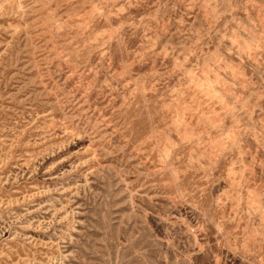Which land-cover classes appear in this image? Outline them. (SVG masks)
<instances>
[{
  "label": "rangeland",
  "instance_id": "374dc122",
  "mask_svg": "<svg viewBox=\"0 0 264 264\" xmlns=\"http://www.w3.org/2000/svg\"><path fill=\"white\" fill-rule=\"evenodd\" d=\"M0 264H264V0H0Z\"/></svg>",
  "mask_w": 264,
  "mask_h": 264
}]
</instances>
